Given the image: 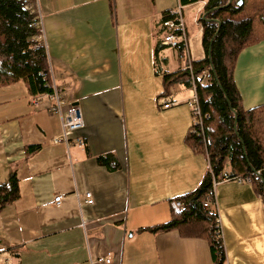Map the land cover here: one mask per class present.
Returning <instances> with one entry per match:
<instances>
[{"label":"crops","instance_id":"crops-1","mask_svg":"<svg viewBox=\"0 0 264 264\" xmlns=\"http://www.w3.org/2000/svg\"><path fill=\"white\" fill-rule=\"evenodd\" d=\"M207 2L38 0L51 75L81 107L85 125L74 136L85 146L54 142L62 119L49 95L32 97L23 81L0 87V184L14 177L20 190L0 208V264H213L206 238L146 229L171 220V200L208 167L186 141L192 83L162 96L165 74L188 71L182 49L155 36L163 15L179 12L188 48L199 38L192 62L204 59ZM233 76L245 109L264 104V37L241 50ZM15 93L25 98L6 106ZM213 206L225 264H264V199L252 183L217 182Z\"/></svg>","mask_w":264,"mask_h":264},{"label":"trees","instance_id":"trees-1","mask_svg":"<svg viewBox=\"0 0 264 264\" xmlns=\"http://www.w3.org/2000/svg\"><path fill=\"white\" fill-rule=\"evenodd\" d=\"M26 1L0 0V87L23 81L29 94L39 97L52 92L50 64L46 49L31 40L34 14L26 9ZM228 2L208 0L203 13H208V20L200 18L207 54L193 62L197 77L204 70L208 72L207 81L197 86L202 111L208 116L203 129L190 130L186 141L195 152L206 156L208 167L196 188L177 197L186 206L184 212L173 211L171 220L146 228L153 232L178 229L182 235L206 238L213 264L226 262L213 206L215 184L221 181L222 172L250 177L255 192L264 199V104L245 109L233 76L241 50L264 37V0H233L226 5ZM174 18L173 12H166L155 36L168 33L163 22ZM162 47L157 40L155 52ZM178 82L191 84L190 72L165 74L162 96L169 95ZM19 196L17 178L0 184V208Z\"/></svg>","mask_w":264,"mask_h":264},{"label":"built area","instance_id":"built-area-1","mask_svg":"<svg viewBox=\"0 0 264 264\" xmlns=\"http://www.w3.org/2000/svg\"><path fill=\"white\" fill-rule=\"evenodd\" d=\"M25 7L34 14L35 33L31 40L37 42L38 46L46 49L47 44L45 42L43 16L38 6V0H27ZM176 15L175 19H168L163 22V25L168 31V33L163 36V44L171 47H181L182 50L179 52V57L181 59H186L185 69L190 72L192 88L194 91L193 96L187 101L193 116V124L191 128V131L193 132L199 127L203 129L205 118L208 116L207 113L202 111L197 91L198 83H203V81L208 78V72L204 70L198 77L194 74L193 62L188 48L186 26L180 13L178 12ZM175 30H179V32H175ZM51 74L52 71L50 68L48 76L51 78L52 92L49 94V97L52 103L49 106V110L59 114L62 119V134L55 137L54 142H65L68 146L71 144L85 146V140L83 137L74 136L75 133L85 125L81 107L78 104L67 101L63 88L54 80ZM48 76L45 77L47 78ZM33 102L37 103V100H34ZM175 103L176 102L173 100H165L163 106L166 108L174 105ZM221 176V180H233L239 183L251 182L250 177L244 178L239 175L230 176L226 171L222 172ZM84 195L87 202H93L91 192H86ZM62 199V195H56L54 201L55 203L60 204ZM171 208L176 213H182L186 210L185 204L178 198L171 200ZM216 223L218 228V237L223 240L222 221L218 212L216 215ZM99 259L103 260L102 258ZM106 261L110 262V259H106Z\"/></svg>","mask_w":264,"mask_h":264},{"label":"rangeland","instance_id":"rangeland-1","mask_svg":"<svg viewBox=\"0 0 264 264\" xmlns=\"http://www.w3.org/2000/svg\"><path fill=\"white\" fill-rule=\"evenodd\" d=\"M193 11L191 10V13H190V16H189V20L191 21V18H192V16H193ZM192 24V23H191ZM198 40H199V38H197V39H190L189 40V48L191 49L190 51L192 52V46H193V44H195L196 46H197V42H198ZM193 55V54H192ZM26 92V91H25ZM1 96V95H0ZM25 98V95H24V93H15V98L13 99V101H11V100H7L6 102H5V104H6V106L7 105H9L11 108H12V106H14L15 104H17L18 102H21L22 101V99H24ZM19 99V100H18ZM17 100V101H16ZM0 110H1V108H0Z\"/></svg>","mask_w":264,"mask_h":264},{"label":"water","instance_id":"water-1","mask_svg":"<svg viewBox=\"0 0 264 264\" xmlns=\"http://www.w3.org/2000/svg\"><path fill=\"white\" fill-rule=\"evenodd\" d=\"M232 1H233V0H229V2H228L226 5H230V4L232 3ZM207 14H208V13H205V14L203 15V18L207 19V18H206V17H207ZM207 20H208V19H207Z\"/></svg>","mask_w":264,"mask_h":264}]
</instances>
